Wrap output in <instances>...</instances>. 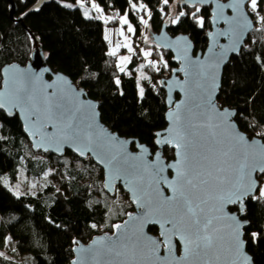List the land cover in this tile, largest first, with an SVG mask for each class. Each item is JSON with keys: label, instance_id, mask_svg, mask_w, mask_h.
I'll return each mask as SVG.
<instances>
[{"label": "water", "instance_id": "obj_1", "mask_svg": "<svg viewBox=\"0 0 264 264\" xmlns=\"http://www.w3.org/2000/svg\"><path fill=\"white\" fill-rule=\"evenodd\" d=\"M251 1L188 0L211 7L205 51L165 29L155 38L178 65L165 80L167 127L156 133L155 152L105 125L99 103L39 52L25 66L2 69L0 109L18 114L33 150L90 158L103 170L105 191L113 197L121 188L132 204L113 232L76 241L71 264H254L244 213L261 188L264 142L249 138L236 111L218 103L225 68L255 31ZM166 147L174 151L170 161Z\"/></svg>", "mask_w": 264, "mask_h": 264}, {"label": "trees", "instance_id": "obj_2", "mask_svg": "<svg viewBox=\"0 0 264 264\" xmlns=\"http://www.w3.org/2000/svg\"><path fill=\"white\" fill-rule=\"evenodd\" d=\"M81 1H94L105 14L116 17L111 26H117V17L127 13L136 27V47L153 49V60L159 64L144 67V95H139L137 78L122 75L117 58L108 53L104 23L59 0H14L13 17L9 1L0 0V89L4 67L25 66L39 52L54 73L66 75L99 103L105 125L155 152L156 133L167 127L165 80L178 67L173 54L160 49L155 38L165 29L172 37L189 36L196 53L205 51L211 7L190 5L188 0ZM140 3L151 12L145 36L133 6ZM250 3L248 13L252 18L262 16L264 24V0L255 7ZM140 55V51L135 55L136 61ZM218 103L236 111L235 121L249 138L264 142V29L255 27L240 55L225 68ZM164 157L174 159V151L166 147ZM21 170L44 180L41 192L16 194L8 189L6 178L17 181ZM258 179L262 186L264 175ZM131 211L129 197L121 188L113 197L105 191L103 170L93 160H81L69 151L63 157L36 153L18 114L0 109V251L10 250L0 255V264H71L76 241L87 244L96 235L113 232V226ZM244 220L250 223L245 230L247 252L254 264H264L260 191L247 200ZM150 232L158 233L156 228Z\"/></svg>", "mask_w": 264, "mask_h": 264}, {"label": "rangeland", "instance_id": "obj_3", "mask_svg": "<svg viewBox=\"0 0 264 264\" xmlns=\"http://www.w3.org/2000/svg\"><path fill=\"white\" fill-rule=\"evenodd\" d=\"M257 1L258 0H252L250 5L255 7ZM59 2L65 7H80L86 16H96L104 23V38L108 46V53L117 58L118 67L122 75H134L137 78L138 92L142 97L144 95L142 81L146 78L144 67L151 64L157 66L159 61L153 60V49L142 45L136 47V27L130 20L128 14L126 13L117 17L119 19V24L117 26H111L109 23L115 20L116 17L105 14L103 8L94 1H92L90 4H87L81 0H78L76 3L65 0H59ZM133 6L136 10V13H138V20L144 26V28H142V36H145V27L149 18L151 17L150 9L143 3H140L139 5L133 4ZM139 50L141 55L136 61L135 55H139ZM116 82L120 85L121 78H118ZM4 183L9 190L16 194H37L42 191L44 186V180L34 179L30 177L24 170H21L17 181L11 182L8 178H6ZM260 195L264 196V183L260 188ZM7 251L8 250L0 251V255L6 254ZM8 253H10V250Z\"/></svg>", "mask_w": 264, "mask_h": 264}, {"label": "built area", "instance_id": "obj_4", "mask_svg": "<svg viewBox=\"0 0 264 264\" xmlns=\"http://www.w3.org/2000/svg\"><path fill=\"white\" fill-rule=\"evenodd\" d=\"M252 20H253V22H254L255 27H260V28L264 29V24L262 23L261 18L255 17V18L252 19ZM139 51H140V50H139ZM139 51H138V53H139ZM138 53H137V55H138Z\"/></svg>", "mask_w": 264, "mask_h": 264}, {"label": "flooded vegetation", "instance_id": "obj_5", "mask_svg": "<svg viewBox=\"0 0 264 264\" xmlns=\"http://www.w3.org/2000/svg\"><path fill=\"white\" fill-rule=\"evenodd\" d=\"M132 210H133V209H132ZM231 211H232V212L238 211V208H236V207H235V208H232Z\"/></svg>", "mask_w": 264, "mask_h": 264}]
</instances>
